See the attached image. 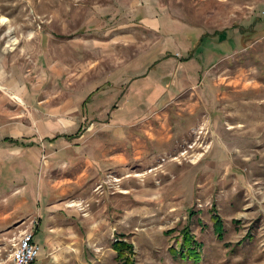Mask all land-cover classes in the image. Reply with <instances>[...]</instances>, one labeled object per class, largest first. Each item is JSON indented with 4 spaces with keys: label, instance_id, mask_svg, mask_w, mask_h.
<instances>
[{
    "label": "rangeland",
    "instance_id": "rangeland-1",
    "mask_svg": "<svg viewBox=\"0 0 264 264\" xmlns=\"http://www.w3.org/2000/svg\"><path fill=\"white\" fill-rule=\"evenodd\" d=\"M263 10L264 0H0V119L27 129L7 179L55 183L58 161L69 183L87 177L68 184L72 199L54 192L45 212L0 234V260L35 225L52 241L42 264H121L118 240L134 264H264ZM221 31L230 42L214 54ZM59 133L76 137L46 139ZM103 150L107 175L92 167ZM27 198L23 209L35 208Z\"/></svg>",
    "mask_w": 264,
    "mask_h": 264
},
{
    "label": "crops",
    "instance_id": "crops-1",
    "mask_svg": "<svg viewBox=\"0 0 264 264\" xmlns=\"http://www.w3.org/2000/svg\"><path fill=\"white\" fill-rule=\"evenodd\" d=\"M238 1L242 2V0H238ZM262 14L264 17V10ZM155 24L157 26H160L161 22L157 20ZM205 34H208V33H205ZM216 35H217L216 37L209 39V43L213 45L212 49L214 51V54H215V51H218V53L220 54L222 51L227 49V45H228V42H230V38H228V34L226 31L217 32ZM26 133H27V129L24 128V125L22 127H19V126L12 127L9 122L8 124H6L4 123V120L0 119V168H4L7 165L6 161L10 157H13V158L17 157L16 158L17 160H15L12 165L13 167L12 168L9 167L10 170H12V172H8L4 178H1L2 180L0 179V182H1L0 186L2 185L0 188V234H5L8 231V229H10V227H12V225L17 221L18 217L34 214L35 212L40 213L39 212L40 209H43L45 212L47 210L46 209L47 207L50 208L51 202L52 201L54 202L55 200L54 195H52L54 192H58L60 194L59 200L61 201H63L66 198L69 199L68 197H71L72 199L74 194H70L69 196H66L69 193L67 189L68 184L77 183L78 186H83L84 184L87 183V177H84V180H82L81 182H79L78 179H75L74 183H69V181H72V179L71 178L68 179V177H65V173L68 172L65 161H58V168H59L58 178H61L62 180H59L55 183L52 182V180L49 177L48 178L44 177L42 180H38V178L34 177V178H31L32 180L31 179L29 180V183H19V182L16 183V179L15 180L7 179L8 176L14 174V172L16 171V169H14V165L15 166L18 165V160L21 159V154L24 156L27 152L25 150L26 140L24 138L26 137ZM62 137L67 138V139H72L76 137V135L59 133L58 135H55L53 137L50 136V138H46V139L48 140V142H50V144H53L55 141H57L58 139ZM35 148H37V145L35 146ZM65 149L67 150V148ZM60 150L61 149L56 150L55 148L52 151H53V154H56L57 152L59 153ZM100 153L101 154L94 159V162L97 165L96 166L94 165L92 167L96 168L97 173L99 175L104 172H106V175H107L109 172V167L112 166V165H109V162L111 161L110 159H113V158L112 157L109 158L108 150H103ZM9 162L10 161H7V163ZM50 163L51 165L47 169L48 172L54 171L57 168L55 161L50 162ZM17 173H20L19 175L17 174V178L18 179L20 177L22 178L23 172H17ZM106 175H102V177ZM56 183H59V184L61 183V185H59V190L55 189ZM22 188H25V189L23 190ZM80 191H82V188L80 189ZM37 192L40 194L39 198L38 196H36ZM27 195L29 197L34 198L32 199L31 203L33 206L35 205V208L27 204L24 210L23 202L28 201ZM36 199L38 200V202ZM34 200L36 202L35 204H34ZM22 211H26V214L23 215ZM68 214H71V213L68 212ZM43 222H44V218H43ZM46 224H47L46 222L45 224L43 223V225L47 228ZM38 225L40 224L38 223ZM64 226H67V224ZM70 227L71 226L63 227V226L57 225L56 227L51 226L49 229L51 232H53V234L55 231H58L60 233H67L70 231ZM32 229L35 233L34 240L39 245H41L42 252L39 255V257H42V255L44 254L43 252L44 248L46 246L48 247V244L51 243L52 241L48 242L49 239L47 240L45 239L44 242L41 241L37 237L39 232L37 234L36 226L34 225ZM46 233L48 234L49 232H46ZM72 243L74 242L72 241ZM66 244H70V243H66ZM38 258H37V264H42L38 260Z\"/></svg>",
    "mask_w": 264,
    "mask_h": 264
},
{
    "label": "built area",
    "instance_id": "built-area-1",
    "mask_svg": "<svg viewBox=\"0 0 264 264\" xmlns=\"http://www.w3.org/2000/svg\"><path fill=\"white\" fill-rule=\"evenodd\" d=\"M34 231L25 233L15 243L13 251L0 264H37V258L42 252L41 245L34 240Z\"/></svg>",
    "mask_w": 264,
    "mask_h": 264
},
{
    "label": "trees",
    "instance_id": "trees-1",
    "mask_svg": "<svg viewBox=\"0 0 264 264\" xmlns=\"http://www.w3.org/2000/svg\"><path fill=\"white\" fill-rule=\"evenodd\" d=\"M91 99V96L88 97V99H86L85 103H87L89 100ZM217 223L218 226L221 225V220H219V218H217ZM183 237L185 239V245H189L188 246V251L190 252L191 256L194 257H199V252L197 250V248H195L194 246V242H193V236L191 235V232L189 231L188 228L184 229V233H183ZM115 248L119 251V260L122 262L121 264H134L132 261L130 262V258L128 256H126L125 254H127L130 251H133V245L131 243H128L124 240H118L117 244L115 245Z\"/></svg>",
    "mask_w": 264,
    "mask_h": 264
}]
</instances>
